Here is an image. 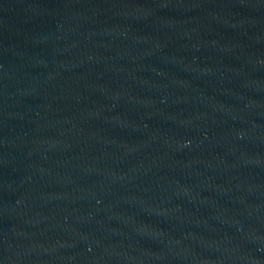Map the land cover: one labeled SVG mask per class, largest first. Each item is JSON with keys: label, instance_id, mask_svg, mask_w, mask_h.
Masks as SVG:
<instances>
[{"label": "water", "instance_id": "95a60500", "mask_svg": "<svg viewBox=\"0 0 264 264\" xmlns=\"http://www.w3.org/2000/svg\"><path fill=\"white\" fill-rule=\"evenodd\" d=\"M0 264H264V0H0Z\"/></svg>", "mask_w": 264, "mask_h": 264}]
</instances>
